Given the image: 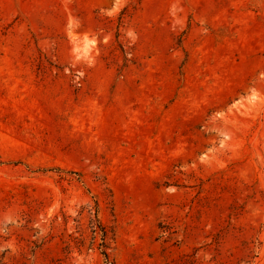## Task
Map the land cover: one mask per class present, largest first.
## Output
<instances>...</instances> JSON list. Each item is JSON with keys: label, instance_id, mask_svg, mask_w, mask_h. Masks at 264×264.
I'll list each match as a JSON object with an SVG mask.
<instances>
[{"label": "rangeland", "instance_id": "1", "mask_svg": "<svg viewBox=\"0 0 264 264\" xmlns=\"http://www.w3.org/2000/svg\"><path fill=\"white\" fill-rule=\"evenodd\" d=\"M0 264H264V0H0Z\"/></svg>", "mask_w": 264, "mask_h": 264}]
</instances>
